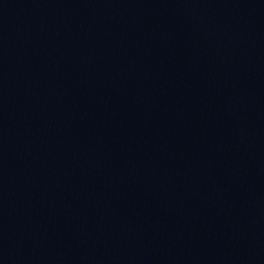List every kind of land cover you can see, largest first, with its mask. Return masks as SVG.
I'll use <instances>...</instances> for the list:
<instances>
[{
	"label": "water",
	"instance_id": "95a60500",
	"mask_svg": "<svg viewBox=\"0 0 264 264\" xmlns=\"http://www.w3.org/2000/svg\"><path fill=\"white\" fill-rule=\"evenodd\" d=\"M0 264H264V0H0Z\"/></svg>",
	"mask_w": 264,
	"mask_h": 264
}]
</instances>
